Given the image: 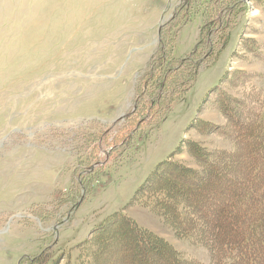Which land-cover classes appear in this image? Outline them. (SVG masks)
<instances>
[{"label": "rangeland", "instance_id": "374dc122", "mask_svg": "<svg viewBox=\"0 0 264 264\" xmlns=\"http://www.w3.org/2000/svg\"><path fill=\"white\" fill-rule=\"evenodd\" d=\"M170 68L177 81L164 87L163 109L122 143L136 129L127 118L137 96L144 109L157 87L146 81ZM249 99L264 102V0H0V264L135 259L119 246L91 257L93 231L116 213L184 262L208 263V248L137 192L170 158L195 171L197 186L180 185L214 222L225 192L206 193L204 164L187 145L231 152L238 126L224 105L234 115ZM222 176L217 184L231 173ZM144 254L132 262L161 264Z\"/></svg>", "mask_w": 264, "mask_h": 264}, {"label": "trees", "instance_id": "16d2710c", "mask_svg": "<svg viewBox=\"0 0 264 264\" xmlns=\"http://www.w3.org/2000/svg\"><path fill=\"white\" fill-rule=\"evenodd\" d=\"M220 23L225 25L223 18ZM168 72L167 78H162L160 83L156 76L146 81V89L151 91L150 86L155 81H158L157 87L153 95L149 96L150 99L147 98L146 104L149 103V106L144 108L147 110L138 109L142 108L139 107V101L144 93L137 96L135 109L127 118L136 129L126 134L121 139L122 143H125L123 141L127 136L132 138L136 130L141 131L144 127L151 126L154 116H158L163 109L164 87L177 81L178 68H170ZM219 86L212 90L216 102L224 99ZM247 102L240 101L242 107L231 109L235 116L230 113L229 106L224 105L227 121H233L238 126L237 131L229 136L234 145L231 152L217 151L208 154L205 150L198 149L194 142L187 145L189 155L204 164V172L196 175L208 178L204 187L206 193L225 192L224 199L218 203L219 206L211 216L215 221L224 219L222 226L215 221L206 224V217L202 214L205 206L201 207V197L180 185L179 179L183 178L184 182L190 180V184L197 186V183L191 181L195 171L182 167L170 158L156 165L137 192L144 195V202L153 205L164 217L168 216L177 234L192 235L195 241L198 240L208 248L210 259L206 264H264V102L260 99L254 102L249 99ZM243 114L244 124L240 123ZM225 171L231 173V176L224 178V183L217 184ZM92 174L94 172L89 171L82 180ZM138 197L142 198L141 195ZM92 235L94 242L91 247L98 251L97 254L93 251L91 257L101 258L108 246L111 249L123 247L121 250L125 254L129 251V255L134 252L135 259L120 257L115 260V264H135L136 260L142 263L145 251L152 253L161 264H197L184 262L164 241L138 228L122 213L107 217ZM84 245L87 249L90 243L88 245L86 241Z\"/></svg>", "mask_w": 264, "mask_h": 264}]
</instances>
